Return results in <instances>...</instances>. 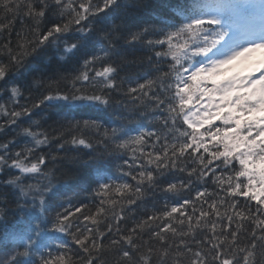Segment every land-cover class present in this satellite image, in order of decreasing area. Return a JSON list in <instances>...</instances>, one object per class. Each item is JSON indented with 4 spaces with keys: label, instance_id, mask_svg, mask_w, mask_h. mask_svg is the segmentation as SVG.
Masks as SVG:
<instances>
[{
    "label": "snow or ice",
    "instance_id": "6c2138e0",
    "mask_svg": "<svg viewBox=\"0 0 264 264\" xmlns=\"http://www.w3.org/2000/svg\"><path fill=\"white\" fill-rule=\"evenodd\" d=\"M0 13V264H264V0Z\"/></svg>",
    "mask_w": 264,
    "mask_h": 264
},
{
    "label": "trees",
    "instance_id": "16d2710c",
    "mask_svg": "<svg viewBox=\"0 0 264 264\" xmlns=\"http://www.w3.org/2000/svg\"><path fill=\"white\" fill-rule=\"evenodd\" d=\"M2 15H3V13H0V17H2ZM17 28H19V25H17ZM63 47H64V46L61 45V46H60V50H62ZM52 51H53V52H57L58 50H57L56 48H53ZM81 55H82V53H80V52H77V53H75L74 55L71 54V53H69V54L66 55L63 59H60V55H59V53H58V54L55 56V59L58 60L60 64L66 65V66H68V67H72V66H74V65L76 64V61L81 57ZM122 75H123V74H122ZM35 119H39V117H35ZM216 123L218 124L219 121H216ZM5 135L10 136L11 133H7V134L0 133V138L5 137ZM83 197H84V194H81V197H80V198L82 199ZM177 198H179V197H177ZM62 199H65V200H67V199H72V200L75 202L76 199H77V197H76L73 193L69 192L65 197H62ZM147 206H148V207H151V204H148ZM9 219L11 220L12 218L10 217Z\"/></svg>",
    "mask_w": 264,
    "mask_h": 264
}]
</instances>
